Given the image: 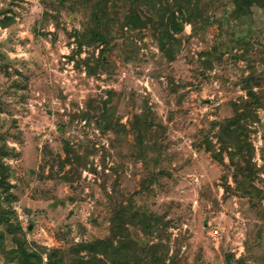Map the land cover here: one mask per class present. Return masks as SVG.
<instances>
[{
  "label": "rangeland",
  "instance_id": "rangeland-1",
  "mask_svg": "<svg viewBox=\"0 0 264 264\" xmlns=\"http://www.w3.org/2000/svg\"><path fill=\"white\" fill-rule=\"evenodd\" d=\"M100 1L0 0V147L15 211L0 224V264H20L19 242L40 264L51 250V264H77L72 248L108 239L115 208L130 203L126 262L152 245L175 264H264V9L238 22L232 0H199L164 52L153 0ZM132 9L141 20L121 30ZM78 31L110 33L101 61L103 41L81 49ZM247 86L262 97L258 119L238 126L242 149L222 162L213 123L241 111ZM111 93L108 126L97 111ZM65 140L73 165L62 163Z\"/></svg>",
  "mask_w": 264,
  "mask_h": 264
},
{
  "label": "trees",
  "instance_id": "trees-1",
  "mask_svg": "<svg viewBox=\"0 0 264 264\" xmlns=\"http://www.w3.org/2000/svg\"><path fill=\"white\" fill-rule=\"evenodd\" d=\"M199 0H153V2L160 6L161 8V21L160 24L163 26L161 36L159 37V46L162 51L166 50V42L169 39H174V34H178L184 31L185 24L191 23L192 16L196 15L198 12L197 2ZM105 2L107 0H101L100 3L103 4V8H105ZM143 0H133L134 7H139ZM234 8L230 13L232 19H235L238 22L246 21L249 19V16L253 13V7L258 6L264 9V0H232ZM176 7V8H175ZM103 12V11H102ZM170 12L169 15L166 13ZM165 17L167 21H165ZM139 14L132 9L129 14H127L124 18V21L121 25V30L125 28H132L135 26L137 21H140ZM101 24V22H99ZM103 33V34H102ZM76 39L78 42V46L82 49L83 45L88 44L92 45L95 41H103L106 47H103L100 51L99 61H101L102 56L108 50V43L110 33L104 32H92L89 34L86 32H76ZM167 40V41H166ZM206 61L205 65L211 66V52L205 51ZM91 59L88 57L84 60L87 68V75L94 74L92 71V64L90 62ZM104 59V58H103ZM251 79V78H250ZM247 79V80H250ZM247 80H245V86L247 85ZM247 98L243 99L241 102V111L233 118L225 119L222 122L214 121L215 127H219L218 132L216 133V138L220 142L219 150L215 154L216 158H219L223 162L222 152L223 151H241L242 142L240 140V133H238V126L242 128H246V122L249 119L257 120L258 113L257 109L262 105V97L257 94V92L247 86ZM108 100H105L101 107L98 108L97 111V120L103 122L109 126L111 121V116L113 115V108L110 106L112 104V93ZM80 115L88 119L89 117H93L94 115H90V111L87 109L85 111H80ZM145 118V128L146 132L149 131L153 125L154 120L148 114H144L142 116ZM138 118V117H137ZM142 120V121H143ZM233 128V126H235ZM135 128L138 131V139L142 140L144 133L141 131L139 127V121L137 119ZM244 131V129H243ZM247 143V142H246ZM141 145V151H146V149ZM65 159L62 163H67L73 165L75 161H79L80 157L76 154L75 151L71 150L69 146L68 140H65ZM249 149L254 151L252 145H248ZM8 155L7 147H0V224L11 225V215L13 212L11 207H7L6 204L10 203V198H13L14 195L12 193L13 184L10 181L12 176L11 167L6 163L5 158ZM232 158V157H231ZM232 161L233 158H232ZM70 165V166H71ZM64 168V164L62 165V169ZM68 172H65V175ZM114 218H113V227L111 236L108 239L95 240L91 242H83L76 244L72 248V252L77 256L75 258V263L77 264H131L126 262L124 259L125 254H128L127 247L128 242L130 241L131 227H136V219L139 216V213L134 210V204L130 203L129 205H121L114 210ZM162 223V222H161ZM160 225V222H159ZM17 240V239H16ZM5 241V237L3 233H0V249L3 247ZM82 252H85L86 255H82ZM20 264H40L42 262V255L38 251L28 252L25 249L24 243L19 242L18 249L14 252ZM158 254L155 248L150 245L148 247L143 248V258L140 259L138 257L137 260H141L136 262L135 258L132 262L135 264H175L174 261L169 260L168 255ZM136 254V253H135ZM48 262L51 264L52 262L57 260V257L53 255V250H51L47 254ZM231 263L232 261L229 260ZM55 263V262H54ZM58 263H62V259H59ZM234 264H238L237 262Z\"/></svg>",
  "mask_w": 264,
  "mask_h": 264
}]
</instances>
